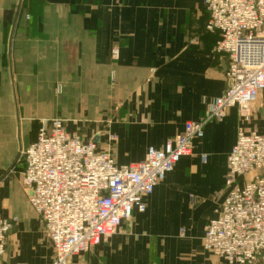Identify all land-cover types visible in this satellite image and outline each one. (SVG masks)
<instances>
[{"label":"crops","instance_id":"1","mask_svg":"<svg viewBox=\"0 0 264 264\" xmlns=\"http://www.w3.org/2000/svg\"><path fill=\"white\" fill-rule=\"evenodd\" d=\"M208 20L204 0H0V186L49 120H65L69 133L100 150L113 146L119 165L142 162L201 120L228 87L229 60L215 51L219 37L207 32ZM263 98L245 126L259 134ZM86 122L94 124L88 137L80 131ZM241 126L237 108L210 125L194 154L145 199V213L69 264H227L204 250L203 237L225 200ZM0 202L2 218L18 216ZM19 243L18 252L8 243L1 264H52L37 225Z\"/></svg>","mask_w":264,"mask_h":264},{"label":"built area","instance_id":"2","mask_svg":"<svg viewBox=\"0 0 264 264\" xmlns=\"http://www.w3.org/2000/svg\"><path fill=\"white\" fill-rule=\"evenodd\" d=\"M204 6L206 29L218 35L214 49L227 56L229 69L227 90L201 120L187 122L179 136L162 149L150 148L135 164L119 165L94 140L69 133L62 119L43 122L22 152L23 185L53 248L52 264H69L111 239L134 212L145 213V199L233 108L242 126L228 157L226 197L205 227L203 247L227 264L264 262V134L245 127L264 95V0H204ZM111 55L118 60L119 50ZM16 223L0 213V264Z\"/></svg>","mask_w":264,"mask_h":264},{"label":"rangeland","instance_id":"3","mask_svg":"<svg viewBox=\"0 0 264 264\" xmlns=\"http://www.w3.org/2000/svg\"><path fill=\"white\" fill-rule=\"evenodd\" d=\"M185 18H186V14H185ZM208 33H210V32H208ZM260 110L261 111H259V112H262L263 105L261 106ZM257 115H258L257 113L254 114V116L252 117L253 118L252 121L256 118ZM93 122H94V120H93ZM93 122H91V123H93ZM91 123L86 122L85 124H81V126H80V127H83V128H80V129H82L80 131L83 132L84 134H86L87 137L89 135H92L89 127L93 126L94 124H91ZM259 123H260L259 125H261V124L264 125V120H260ZM100 126H102V125H100ZM95 133H98V135H100L99 130L96 131ZM112 140H113V138H112ZM110 150L112 152L114 151L113 146L111 147ZM112 152H110V153L114 154ZM21 154H22V152L20 153V156H21ZM114 159H115V157H114ZM115 161H116V159H115ZM22 168H23V160L19 157L18 162L16 163L15 167L12 168V172L10 173V176L8 179L9 180L8 184L0 186V200L3 202L2 198H1L2 188H4V191H5V195H4L5 199L10 200V201H7L5 203L3 202L4 212L6 214H17L18 215L17 217L16 216L11 217L12 219H17V223L9 235V245H10V247L15 246V248H14L15 252H18L20 249L19 241L22 243L23 239H27L31 234H33L34 225H37L39 227L41 237H42V242L44 243V245H46L47 247H51V243L49 242V240L46 236V233L44 231L42 224L41 223L39 224L40 219L38 218L37 214L32 209V207L30 206V204L27 200V190H26L25 186L23 185L22 176H21V173L23 171ZM9 187H10V189H7ZM5 189H7V190H5ZM10 190H12V193H11L12 197H10V195H9ZM15 208H23L24 211L23 210L22 211L17 210V213H16V211H14ZM19 212H21V213H19ZM11 218H8V219H11ZM24 223L26 224V226L24 225V227H23L22 225ZM22 236H25V238H23Z\"/></svg>","mask_w":264,"mask_h":264},{"label":"water","instance_id":"4","mask_svg":"<svg viewBox=\"0 0 264 264\" xmlns=\"http://www.w3.org/2000/svg\"><path fill=\"white\" fill-rule=\"evenodd\" d=\"M19 159V158H18ZM18 161V160H17ZM12 172V169L10 170V171H8L7 173H6V175H8L9 173H11Z\"/></svg>","mask_w":264,"mask_h":264}]
</instances>
